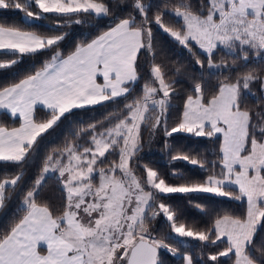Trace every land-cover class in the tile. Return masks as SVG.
Instances as JSON below:
<instances>
[{"label": "snow or ice", "instance_id": "1", "mask_svg": "<svg viewBox=\"0 0 264 264\" xmlns=\"http://www.w3.org/2000/svg\"><path fill=\"white\" fill-rule=\"evenodd\" d=\"M152 8L151 0H0V10L23 13L27 26L0 22V55L8 57L0 60V72L46 57L39 68L0 87V115L18 120V126L0 124V209L19 201L17 218L0 233V264H162L161 249L181 255L166 242L173 234L178 243L198 241V247L223 243L224 250L209 254L205 264H226L222 258L264 264V246L256 245L264 232V66L249 67L250 61L264 64V0H200L195 9L190 0H164L155 12ZM43 19L51 26L42 33L35 23ZM90 20L93 27L107 26L65 55V29ZM157 32L189 52L198 47L209 76L219 73L208 98L203 73L189 78L171 127L167 117L178 98V81L168 78L172 69L166 63L157 62ZM218 50L231 63L215 62ZM196 65L203 68L204 61L198 57ZM180 71L176 66L175 73ZM142 78L139 94L129 99ZM248 98L255 100L254 108L245 105ZM121 100L123 107L105 117L107 125L81 124L38 167L33 163L43 137L75 110ZM145 126L151 137L163 129L165 154L173 150L175 134L220 138L215 160L182 150L171 155L170 166L186 162L208 174L192 179L174 168L170 179L177 182L171 183L141 164ZM50 179L61 194L59 214L41 196ZM195 194L246 203L245 212L217 214L199 228L164 202L179 196L192 203ZM193 206L207 213L203 204ZM161 217L169 231L158 239L146 225ZM181 258L195 264L187 252Z\"/></svg>", "mask_w": 264, "mask_h": 264}, {"label": "trees", "instance_id": "2", "mask_svg": "<svg viewBox=\"0 0 264 264\" xmlns=\"http://www.w3.org/2000/svg\"><path fill=\"white\" fill-rule=\"evenodd\" d=\"M163 2L164 0H151V3L153 4L152 12H155L157 6L162 7ZM190 3L195 9L199 6L200 0H190ZM22 16L23 13L17 10H0V22H7L8 24L17 23L21 27H27L21 22ZM171 19L172 17L170 16L165 17L166 21H170ZM93 24H95V21L90 20L86 24L79 26L72 25L65 29V31L68 33V36L61 46L65 55L73 50L76 43L90 41L91 39L95 38V36L99 35L100 32L107 26V24H104L103 26L93 27ZM50 26L51 21L48 19H43L35 23V27L42 33L46 32ZM155 46L157 62L166 63L172 69L168 78L170 80L178 81V83L175 85L178 98L173 100V106L167 117L169 127H171L174 126V122L178 120L180 111L182 110L183 98L191 84V80L189 78L192 76H199L201 73H203V79L208 85V92L206 95V98H208L211 94V86L217 83V76L219 73H217V76L210 77V70L207 68L206 56L199 52L197 47H193L192 52H189L187 49L171 40L163 32L156 33ZM198 57L204 61L203 68H200L198 65H196V59ZM7 58L8 57L6 56L0 55V60ZM45 58L46 57L44 56H39L35 58V60H26L24 63L20 64L18 68L12 69L11 72H0V87L12 82L13 79L22 78V76L26 74L24 71L26 69L34 71L35 68H39L41 62ZM214 60L217 63L221 62L222 60H227L229 63H231L232 57L227 56L223 51L218 50L215 53ZM33 65L35 67H33ZM141 65V76L144 77L147 74L144 56H141ZM176 66L181 68L179 74L175 73ZM262 66H264V64H262L260 61H257L256 63H252L251 61L249 62L250 68L259 70ZM241 70L246 71L247 69L242 68ZM15 72H19V75L13 77L12 73ZM225 74L227 75L228 73ZM232 75L233 78H235L236 73H232ZM143 83L144 79L142 78L139 84L135 86L129 99H131L132 96L135 97L139 94ZM252 90L253 92H256L257 95H260V93L257 91V87L254 86ZM124 103L125 101L121 100L118 105L107 104L75 110L67 120H64L54 130H51L43 137L39 145V154L36 156V159L33 161V163L38 167L45 154L52 149L61 146L65 141V137L69 136L81 124L86 126L87 124L96 121H104L107 125L108 121L105 120V117L109 116V114L115 109L121 108ZM245 105L254 108L256 103L253 98H248L245 101ZM36 115L37 118H42L44 113L43 111L38 110ZM0 124H4L7 127H13L18 125V120L14 121L7 115H0ZM162 134L163 129L161 128L158 135L151 137L149 133V127H144L142 137L143 148L140 154L141 157H143V159L140 161L141 164H148L149 166L158 169L159 172L165 176V178H169V182L171 183L177 182L170 179L171 172L174 168L179 169L192 179H203L204 176L208 174L207 172L200 170L198 166L193 167L188 165L186 162H177L175 165L170 166L171 155L176 154L177 150H182L192 155L198 154L200 158L207 159L208 161L215 160L219 154L220 138H197L189 134H175V139L170 141V143L173 145V150L170 153L165 154L163 150V140L161 138ZM0 170H3V166H0ZM217 171H219V169H217ZM41 196L50 202L53 211L59 214L62 204L61 194L57 190L53 180L50 179L45 183ZM164 202L171 204L175 208V210L180 214L181 220H186L189 224H194L199 228L209 225L211 219L217 214L231 213L233 215L240 216L244 214L246 208V203L238 202L227 197H216L210 194H195L192 203H189L188 198H181L179 196ZM194 203L203 204L207 209V213L198 211L193 206ZM18 208L19 201L13 199L7 204L5 208L0 209V233L6 232L11 227L14 219L17 218ZM19 214L22 215V213ZM148 223H154V229L152 230V228H150V235L159 239V236L156 234V230L160 225V220L158 219ZM190 243L193 245L191 248L178 247V249L182 253L187 252L192 255L195 264H205L209 254L223 251L225 247L223 243L218 245L209 244L206 247H198V241H191ZM171 245L176 247V245L173 243H171ZM256 245L264 246V232H261L257 236ZM161 252L162 251L160 250V260L162 261V264H183L181 258L182 255L177 257L172 256L169 253L163 254ZM252 253L259 258L260 253L256 250V248H253ZM200 260H202V263ZM222 260L226 261V264H231V260L229 258H222Z\"/></svg>", "mask_w": 264, "mask_h": 264}, {"label": "rangeland", "instance_id": "3", "mask_svg": "<svg viewBox=\"0 0 264 264\" xmlns=\"http://www.w3.org/2000/svg\"><path fill=\"white\" fill-rule=\"evenodd\" d=\"M198 48V47H197ZM198 51L199 52H201L200 50H199V48H198ZM132 98H134V96H132ZM131 98V99H132ZM121 107H123V105L121 106ZM226 198V197H225ZM159 220H160V225H159V227L157 228V230H156V234H157V236H159V238H161V237H163V236H165L167 233H168V231H169V229H168V226H167V224H166V222H165V220L161 217V218H159ZM147 228H148V230H149V234L151 233V231H150V228H152V230L154 229V223L152 224V223H147ZM167 243H169L170 245H171V243H173V244H175L176 245V247H182V248H191L193 245H191V243L190 242H188V241H184V242H180V243H178L177 242V238L175 237V235L173 234L172 236H171V238L170 239H168L167 241H166ZM171 242V243H170ZM174 247V246H173ZM179 250V249H178ZM161 253H163V254H165V253H167V252H165V250H163V249H161ZM179 252H180V250H179ZM181 253V255L183 254L182 252H180ZM178 256H180V255H177V257ZM200 262L202 263V260H200Z\"/></svg>", "mask_w": 264, "mask_h": 264}, {"label": "crops", "instance_id": "4", "mask_svg": "<svg viewBox=\"0 0 264 264\" xmlns=\"http://www.w3.org/2000/svg\"><path fill=\"white\" fill-rule=\"evenodd\" d=\"M9 117V116H8ZM10 118V117H9ZM12 119V118H11ZM16 126H18V125H16ZM42 251H43V247H42V249H41Z\"/></svg>", "mask_w": 264, "mask_h": 264}]
</instances>
